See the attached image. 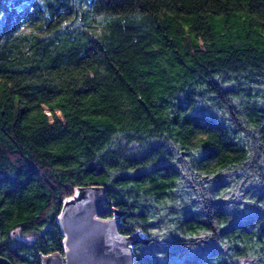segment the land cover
<instances>
[{
  "label": "trees",
  "instance_id": "trees-1",
  "mask_svg": "<svg viewBox=\"0 0 264 264\" xmlns=\"http://www.w3.org/2000/svg\"><path fill=\"white\" fill-rule=\"evenodd\" d=\"M95 187L135 264H264V0H0V264Z\"/></svg>",
  "mask_w": 264,
  "mask_h": 264
},
{
  "label": "water",
  "instance_id": "water-1",
  "mask_svg": "<svg viewBox=\"0 0 264 264\" xmlns=\"http://www.w3.org/2000/svg\"><path fill=\"white\" fill-rule=\"evenodd\" d=\"M80 192V199L67 202L58 219L65 237L64 255L43 257L42 264H135L132 245L141 240L117 235L119 220L107 218L114 210L107 205L105 190Z\"/></svg>",
  "mask_w": 264,
  "mask_h": 264
},
{
  "label": "rangeland",
  "instance_id": "rangeland-1",
  "mask_svg": "<svg viewBox=\"0 0 264 264\" xmlns=\"http://www.w3.org/2000/svg\"><path fill=\"white\" fill-rule=\"evenodd\" d=\"M59 114V113H58ZM81 197V192H77V194L75 195L74 198L68 200L67 202H73L75 200H78L80 199ZM14 239L17 240V241H21V242H31L32 241V236H29V235H24L23 233H21L20 231H17L15 234H14Z\"/></svg>",
  "mask_w": 264,
  "mask_h": 264
},
{
  "label": "snow or ice",
  "instance_id": "snow-or-ice-1",
  "mask_svg": "<svg viewBox=\"0 0 264 264\" xmlns=\"http://www.w3.org/2000/svg\"><path fill=\"white\" fill-rule=\"evenodd\" d=\"M77 23H79V21H77ZM192 116L194 117L195 114L193 113ZM226 171H227L226 168H221V169H219V172L218 173H213L212 175L215 176V175H218L219 173H223V172H226ZM209 235H211V233H209Z\"/></svg>",
  "mask_w": 264,
  "mask_h": 264
}]
</instances>
